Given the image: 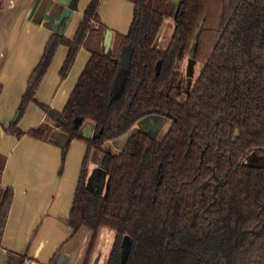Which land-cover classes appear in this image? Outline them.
Returning <instances> with one entry per match:
<instances>
[{
    "label": "trees",
    "instance_id": "16d2710c",
    "mask_svg": "<svg viewBox=\"0 0 264 264\" xmlns=\"http://www.w3.org/2000/svg\"><path fill=\"white\" fill-rule=\"evenodd\" d=\"M99 1H89L73 39L62 35L65 20L49 37L7 129L23 136L17 121L36 103L57 47L67 48L62 78L80 48L90 53L63 110L39 104L66 136L62 158L72 140H82L77 119L102 130L99 139L86 141L67 218L71 234L88 229L91 246L100 227L113 229L108 264H264V169L242 162L253 152L264 155V0H180L162 51L153 44L171 3L129 0V29L114 34L106 50ZM126 49L124 88L111 100ZM190 49L202 68L184 91L181 67ZM149 115L171 120L160 141L131 132ZM49 131L43 125L27 134L43 140ZM126 134L119 155L103 147ZM91 151L102 154L107 176L101 196L85 185ZM11 199L12 190L0 186V241Z\"/></svg>",
    "mask_w": 264,
    "mask_h": 264
},
{
    "label": "crops",
    "instance_id": "0c3cea01",
    "mask_svg": "<svg viewBox=\"0 0 264 264\" xmlns=\"http://www.w3.org/2000/svg\"><path fill=\"white\" fill-rule=\"evenodd\" d=\"M71 1L0 0V186L12 190L0 241V264H18L20 257H24L22 264H82L86 256L87 264H106L115 240L112 229L100 227L90 246L91 231L81 227L71 234L67 225L86 152L84 139L94 134L93 123L85 121L79 125L82 140H72L62 158L66 136L47 119L39 106L55 112L63 110L90 58L85 48L79 49L71 68L62 78L59 72L67 48L57 47L35 93L36 103L28 104L17 121L16 128L23 136L18 138L7 131L14 122L29 76L49 37L65 20L62 35L73 39L90 0H76L70 8ZM133 10L129 0H100L97 12L108 29L105 35L110 34L111 38L114 34L125 35ZM164 24L154 42L158 49L167 39ZM43 125L50 128L45 139L27 134ZM167 128L168 122L164 119L149 117L139 121L134 129L157 138ZM127 139L125 135L103 147L109 153H118ZM262 159L264 161V156ZM101 160V153L90 152L87 186L103 195L107 177L100 168Z\"/></svg>",
    "mask_w": 264,
    "mask_h": 264
},
{
    "label": "flooded vegetation",
    "instance_id": "af4514ba",
    "mask_svg": "<svg viewBox=\"0 0 264 264\" xmlns=\"http://www.w3.org/2000/svg\"><path fill=\"white\" fill-rule=\"evenodd\" d=\"M166 1H168L169 3H171L170 0H166ZM166 1H165V2H166ZM179 1H180V0H179ZM179 1H178V3H179ZM178 3H177V4H178ZM171 4H172V8L170 9V14H171V15H169V16H167L166 18L163 19V23H164L165 20H170V21H171V24H172L171 32H170V34H169V36H168V38H167V40H166L164 46H163L161 49L155 48V46H154V44H153V47H154L157 51H162V50L165 49V46H166V44H167V42H168V39H169V37H170V35H171V33H172V30H173V19H174V17L176 16V14L178 13V6H177V4H176V5H174L173 3H171ZM163 23H162V24H163ZM162 24H161V26H162ZM124 51H127V52L129 53L128 49H126V50H124ZM124 51H123V52H124ZM157 64H160V69H161V62H158ZM157 64H156V66H157ZM156 66H155V72H156L155 74L158 75L159 72H160V69H159V71L157 72V71H156ZM201 68H202V64L199 63V62H195V61L192 59L191 54H189V52H188V53H187V56H186V58H185V60H184L183 63H182V67H181L182 75H183V78H184V88H185L184 91L190 89V87L193 85V83L195 82V80H196V78H197V76H198V74H199ZM185 71H187V73H185L186 75H184V72H185ZM119 96H120V95H119ZM149 117H159V118H162V119H164L165 121L168 122V128H167L166 132H165L162 136L155 138V137L150 136V134H148V133L142 132V131H140V130H138V129H134V128H136V124H137L139 121H141V120H143V119H145V118H149ZM141 120H139V121L134 125V127L132 128L131 131H139V132L145 134L146 136H148L149 138L154 139V140H156V141H160V140H162V138L165 136V134L167 133V131L169 130V128H170V126H171V120H170L169 118L165 117V116L149 115V116H146V117L142 118ZM84 122H85V121H84ZM90 122H91V121H90ZM81 123H82V122H81ZM93 125H94V124H93ZM94 130H95V127H94ZM98 131H101V133H102V130H101V129L98 130ZM98 131L95 130V132H94L93 135H95L96 133H98ZM93 135H92L91 138H89V139H84L85 144H86V141H88V140H97V139L93 138ZM79 136H80V135H79ZM100 136H101V135H100ZM99 138H100V137H99ZM99 138H98V139H99ZM81 139H82V138H81ZM114 141H115V140H114ZM111 142H113V141H111ZM126 142H127V141H126ZM123 147H124V146H123ZM86 148H87V145H86ZM122 149H123V148H122ZM122 149H121V151H122ZM121 151H120V152H121ZM120 152H118V153H114V154H115V155H119ZM253 154H256V155L261 156L260 154H257V153H255V152H253ZM263 156H264V155H263ZM159 172H160V171H158V173H159ZM160 180H161V177L159 176L158 179H157V185L160 183ZM110 229H111V228H110ZM112 230H113V229H112ZM113 231H114V230H113ZM114 232H115V231H114ZM115 234H116V233H115ZM114 241H115V240H114ZM110 256H111V255H109L106 264H108ZM87 257H88V256H86V258L84 259V261H83L82 264H87V262H88ZM124 259H125V257H124Z\"/></svg>",
    "mask_w": 264,
    "mask_h": 264
},
{
    "label": "water",
    "instance_id": "95a60500",
    "mask_svg": "<svg viewBox=\"0 0 264 264\" xmlns=\"http://www.w3.org/2000/svg\"><path fill=\"white\" fill-rule=\"evenodd\" d=\"M75 1L76 0H72L71 1V4L69 5L70 8L72 7V5H73V3ZM178 1L179 0H170V2L173 3L174 5H176L178 3ZM164 3H165V0L162 1V5ZM111 40H112V38L110 37V34L104 35V37H103V46L106 48V50H108L110 48ZM129 62H130V54L127 51H124L122 53V55H121L120 68H119V70H118V72H117V74H116V76L114 78L113 85H112V88H111V92H110V99L111 100L117 99L119 97V95L121 94L123 88H124L125 79H126V75H127V68H128ZM159 69H160V64H157L156 71L158 72ZM16 117H17V114L15 115V119H16ZM15 119H14V121H15ZM76 124H77V126L80 125L81 124L80 120L77 119L76 120ZM100 135H101V131H98V133L93 135V138L98 139L100 137ZM126 135H127V138L129 139L130 134H126ZM260 159L263 160L262 156L260 157ZM260 159H252L249 162L247 161V164H246V162H243V164L246 165V166H249V167H256V168L264 169V161H261ZM88 164H89V162H88ZM260 164H263V165H260ZM100 168L103 171V173L106 175L105 171L101 167V161H100ZM85 185H86L87 190H89L90 192H92V193H94L96 195H100L101 196V192L92 191L87 186V179H86ZM106 190H107V178H106ZM106 190H105V192H106ZM73 194H74V192H73Z\"/></svg>",
    "mask_w": 264,
    "mask_h": 264
},
{
    "label": "rangeland",
    "instance_id": "374dc122",
    "mask_svg": "<svg viewBox=\"0 0 264 264\" xmlns=\"http://www.w3.org/2000/svg\"><path fill=\"white\" fill-rule=\"evenodd\" d=\"M164 29L166 30V32H165V38L167 37L168 38V36H169V34H170V31H171V21L170 20H165L164 21ZM170 26V27H169ZM169 30V31H168ZM167 33V34H166ZM167 40V39H166ZM191 52H192V49H190V51H189V54H191ZM185 73H187V71H185L184 72V75H186ZM248 157V158H247ZM245 159H243V161L242 162H249V161H251L252 159H260V156L259 155H256V154H253V153H251V154H249L248 156H247Z\"/></svg>",
    "mask_w": 264,
    "mask_h": 264
}]
</instances>
